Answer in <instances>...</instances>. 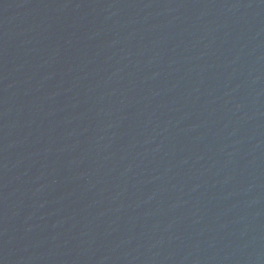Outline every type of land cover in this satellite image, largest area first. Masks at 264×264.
Segmentation results:
<instances>
[{"label": "water", "instance_id": "95a60500", "mask_svg": "<svg viewBox=\"0 0 264 264\" xmlns=\"http://www.w3.org/2000/svg\"><path fill=\"white\" fill-rule=\"evenodd\" d=\"M0 264H264V0H0Z\"/></svg>", "mask_w": 264, "mask_h": 264}]
</instances>
